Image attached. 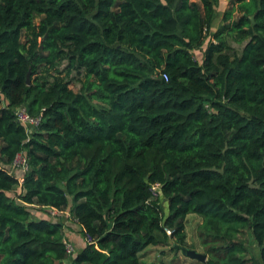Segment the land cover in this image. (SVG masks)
Here are the masks:
<instances>
[{
  "label": "trees",
  "instance_id": "1",
  "mask_svg": "<svg viewBox=\"0 0 264 264\" xmlns=\"http://www.w3.org/2000/svg\"><path fill=\"white\" fill-rule=\"evenodd\" d=\"M229 2L200 63L220 0H0V264H142L159 237L188 248L190 214L196 264H264V0ZM31 207L95 242L68 255Z\"/></svg>",
  "mask_w": 264,
  "mask_h": 264
},
{
  "label": "rangeland",
  "instance_id": "2",
  "mask_svg": "<svg viewBox=\"0 0 264 264\" xmlns=\"http://www.w3.org/2000/svg\"><path fill=\"white\" fill-rule=\"evenodd\" d=\"M232 7V3L229 2V0H220V5L217 7L218 8V14L216 16V19L214 21V25L211 27L210 32L205 33L207 35L206 37V43L202 48L195 49L193 51L194 57L198 62L203 61L204 57V49H206V45L209 43L210 39L212 40L214 38V32L217 31L222 25H223V11L226 9H230ZM239 14L238 11L234 12V16L237 17ZM226 35V34H225ZM209 36V37H208ZM229 42L234 49H236L237 52H241L244 44L247 42V40L243 43H238L236 40L232 39L229 37ZM67 62L62 63L60 69H63L65 67ZM73 78V82L71 84V87L75 91H79L81 87V83L77 80V74L76 72H73L70 76ZM81 77V76H80ZM21 188L18 187L16 190V193H20ZM11 195H14L15 193H10ZM161 202L163 207L166 209L167 207V199L162 196L161 197ZM32 212L37 216V217H47L50 218L52 221H64L67 226L65 228V233H73V231H76V236H81L82 234L80 232V226L77 225L76 220H73L72 218L69 217V212L68 210L59 214H55L51 212V210H44L42 208H37V207H31ZM203 222V218L197 214H190L187 217L186 221V233H187V243H188V248H194L200 253H205L207 247L204 246L203 240L201 238V224ZM80 233V234H79ZM168 234V233H167ZM67 235V234H66ZM170 235V234H168ZM243 239L248 240L247 242L251 243V239L249 234H245L243 236ZM71 241V240H70ZM159 241L156 245H150L148 246L145 251L141 255L142 259V264H170L172 262H183L187 264H196L199 262L197 259H192L188 257L186 254H184L181 250V248H178V250H174L173 246L175 244L174 240L164 242L163 239L159 237ZM72 242V241H71ZM75 242V241H74ZM73 244L75 245V252H78L82 248L79 247L78 243L75 242ZM250 245H255L254 242H252ZM179 246V245H177ZM255 248V247H254ZM256 253L258 254V251L255 248ZM209 256V255H208Z\"/></svg>",
  "mask_w": 264,
  "mask_h": 264
},
{
  "label": "built area",
  "instance_id": "3",
  "mask_svg": "<svg viewBox=\"0 0 264 264\" xmlns=\"http://www.w3.org/2000/svg\"><path fill=\"white\" fill-rule=\"evenodd\" d=\"M163 77L165 79H168V74L167 73H162ZM15 115L17 120L19 121L20 124L24 125L29 131H32L34 128L38 127L41 124V121L43 119V114L40 113L39 115H32L27 106L25 105H21L19 107L16 108L15 110ZM28 169V164H27V158L25 156V153L23 151L19 152L13 162V166L11 167V172H15L19 179H20V183L23 182L24 178V173L27 171ZM160 191V186L159 185H155L152 186V192L154 197H157L158 193ZM51 212L55 213V214H59L61 213V211L56 210V209H51ZM166 231L168 234H172V230L169 228H166ZM83 239L88 242V243H94V239L86 234L83 235ZM65 249L68 255L73 256L75 253V245L73 244V242H71L68 237L65 240Z\"/></svg>",
  "mask_w": 264,
  "mask_h": 264
},
{
  "label": "water",
  "instance_id": "4",
  "mask_svg": "<svg viewBox=\"0 0 264 264\" xmlns=\"http://www.w3.org/2000/svg\"><path fill=\"white\" fill-rule=\"evenodd\" d=\"M30 76H31V74L28 73V79H27L28 84H30V81H31ZM177 248H180V246H177ZM181 250H182V252L184 254H186L188 257H190L192 259H197V260H200V261H205V260H207V257H208L207 254L200 253V252H198L194 248L182 247Z\"/></svg>",
  "mask_w": 264,
  "mask_h": 264
},
{
  "label": "crops",
  "instance_id": "5",
  "mask_svg": "<svg viewBox=\"0 0 264 264\" xmlns=\"http://www.w3.org/2000/svg\"><path fill=\"white\" fill-rule=\"evenodd\" d=\"M65 213H67V212H65ZM66 234H67L66 236L68 237V239L71 240L72 242H74V241L77 242L79 247L84 248L86 246V241L83 239L82 234L79 233L81 236H76V231H73V233H71V234H69V233H66ZM255 248L258 250V247H255Z\"/></svg>",
  "mask_w": 264,
  "mask_h": 264
},
{
  "label": "clouds",
  "instance_id": "6",
  "mask_svg": "<svg viewBox=\"0 0 264 264\" xmlns=\"http://www.w3.org/2000/svg\"><path fill=\"white\" fill-rule=\"evenodd\" d=\"M63 211H61V213H62Z\"/></svg>",
  "mask_w": 264,
  "mask_h": 264
}]
</instances>
